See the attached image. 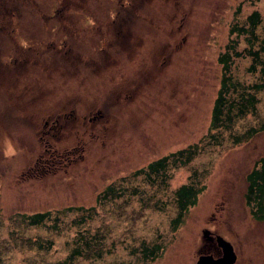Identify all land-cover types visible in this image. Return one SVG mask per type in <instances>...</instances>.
Listing matches in <instances>:
<instances>
[{"label": "rangeland", "instance_id": "374dc122", "mask_svg": "<svg viewBox=\"0 0 264 264\" xmlns=\"http://www.w3.org/2000/svg\"><path fill=\"white\" fill-rule=\"evenodd\" d=\"M51 1L54 9L72 5L75 16L90 21L60 16L72 9L57 8L51 10L55 19L43 22L21 8L19 32L29 38L36 32L42 45L17 46L6 62L1 55L13 41L0 39L3 263L65 259L82 232L101 233L109 251L86 258L90 253L83 250L63 264H190L207 242L201 228L210 224L235 245V264H264V207L256 212L246 201V175L264 154V128L233 141L264 121V91L257 93L255 113L238 118L220 143L204 146L188 163L168 167L164 180L133 175L158 156L205 142L221 70L216 53L241 0H96L109 16L87 8V0L86 6L83 0ZM253 9L264 16V0L242 1L235 21ZM249 63L234 58V77L256 80ZM89 111L95 118H87ZM54 115L59 126L41 130L43 119ZM46 145L65 156L38 162ZM188 180L201 189L175 224L174 189ZM105 189L123 193L111 197ZM69 206L56 229L27 225L16 214ZM27 237L53 243L38 250ZM142 240L160 243L161 255L144 261Z\"/></svg>", "mask_w": 264, "mask_h": 264}, {"label": "trees", "instance_id": "16d2710c", "mask_svg": "<svg viewBox=\"0 0 264 264\" xmlns=\"http://www.w3.org/2000/svg\"><path fill=\"white\" fill-rule=\"evenodd\" d=\"M242 1L246 0H241L236 4L233 18L229 21L226 27V40L222 48L216 53L215 58L219 63L221 70L219 85L211 106L208 130L204 135L205 142L202 144H200V142L192 143L186 147L158 156L150 160L146 165L137 168L133 172V175H142L144 179L151 183L158 177L163 178L162 180H164L168 175V167H176L188 163L204 146L212 143H220L222 132L226 130L230 131L238 118L243 117L248 113L253 114L256 112L257 103L259 101L257 93H259V91H264V16L261 15L258 9H253L245 16L243 21H235L237 13L240 11ZM52 4L51 0H0V39L5 37L10 40L12 39L13 41V46L6 47L5 53H2L1 55L5 56L6 62L14 60L13 52L16 50L17 46L28 48L30 45L29 42L42 45L36 32H31V38L25 36L22 32H19L20 25L18 24V21L20 15L17 16L16 13L21 10V8H28V10H32L35 14L39 13L40 16H34L32 18L42 19L43 22L55 19L51 10L59 8L60 10L72 9V12L73 10L75 11V8L71 7L72 5H60L54 9ZM83 4L86 6L84 0ZM87 4V8L90 10L102 11L104 16H109L103 8L105 5L101 4L99 5V9H97L96 0H87ZM80 5L81 1L78 5L75 4L73 6ZM109 13H112V10L109 11ZM60 16H66L68 19H82L86 22L90 21L89 17L85 15L83 18L75 16L74 12L71 13L70 16L68 13L62 12V15ZM65 24L69 23L65 22ZM69 25L73 26L72 22ZM242 39L244 43L243 46L240 45ZM50 45L51 42H49L48 46L50 47ZM0 52H2L1 49ZM236 57H248L250 63L247 66V71L257 72L259 79L257 77L258 80L244 82L234 77L231 66ZM45 119H49V125L54 128H56L57 125L59 126V119L56 115L46 117ZM44 127L45 126L42 122L41 130ZM262 128H264V121L259 125H250L244 132L234 134L233 141L238 142L244 137H250ZM49 149L50 148L46 145L43 153H40L38 156V162L46 157H49L50 161H56L65 156L64 152L62 153L57 150ZM192 173L195 174L196 171L194 170ZM246 180V201L256 207V212L261 211L264 207V154L255 159L251 169L246 175ZM107 188H113V186L108 185ZM122 189L123 191L125 190V188ZM200 189L201 187L197 186L193 180H188L174 189V198L177 206L176 217H174L175 224L181 222L185 212L191 205L196 203ZM135 190L136 188L134 187L131 192L135 193ZM121 193L123 192L118 191L112 193L110 190L105 189L103 195L110 194L111 197H113L119 196ZM71 208L72 207L69 206L63 209H56L54 212H51L50 210H36L30 213L16 212V214L19 215L21 221L27 225H45L49 228L56 229L55 226L57 225V222H59L62 216L67 212L66 210ZM73 221L78 222L80 219L75 218ZM104 239L105 238L101 233L85 235L84 233L79 232L76 239H74L75 246L70 250L65 259L43 264H63L64 261L69 262L73 256L81 255L83 250L90 253L87 256L85 254L86 258L88 256L100 257L103 252L109 251L104 247ZM25 242L30 247L33 246L38 250L49 249L53 243L52 239L43 240L30 237L25 238ZM99 244L102 245V248L99 247ZM160 247V243H148L147 245L145 241L142 240L140 242L139 251L143 255L142 258L145 257V260H147L160 255ZM0 264H4L1 253ZM118 264L125 263L120 262Z\"/></svg>", "mask_w": 264, "mask_h": 264}, {"label": "water", "instance_id": "95a60500", "mask_svg": "<svg viewBox=\"0 0 264 264\" xmlns=\"http://www.w3.org/2000/svg\"><path fill=\"white\" fill-rule=\"evenodd\" d=\"M206 229L203 230L205 234ZM218 245L221 247L222 253L218 257H213L211 254H200L192 264H234L236 254L232 244L223 238L221 235H216Z\"/></svg>", "mask_w": 264, "mask_h": 264}, {"label": "flooded vegetation", "instance_id": "af4514ba", "mask_svg": "<svg viewBox=\"0 0 264 264\" xmlns=\"http://www.w3.org/2000/svg\"><path fill=\"white\" fill-rule=\"evenodd\" d=\"M96 114L95 113H92V111H89L88 115H87V118L89 120H91V118H95ZM86 117V115H84V118ZM204 229H207V231H205V234H203V237L204 239L207 241L205 244H203L201 247L202 249H199L197 251V254L195 256V260L197 259V257L199 256L200 253H206V254H211L213 257H218L220 256V254L222 253L221 251V247L217 244V241H216V235L217 234H221L219 232H216L215 230H212L211 229V225L208 224L207 226H204L201 228V231H203ZM222 235V234H221ZM224 238H226L224 235H222ZM228 239V238H226ZM232 245H233V248L235 250V253H236V247L235 245L233 244V242L228 239ZM213 248V249H212ZM212 251H215L214 253H212ZM156 258V257H155ZM194 260V261H195ZM192 261V262H194ZM237 261V253H236V258H235V261H234V264L236 263ZM191 262V263H192ZM190 263V264H191Z\"/></svg>", "mask_w": 264, "mask_h": 264}]
</instances>
